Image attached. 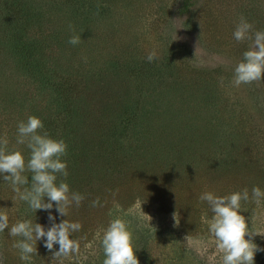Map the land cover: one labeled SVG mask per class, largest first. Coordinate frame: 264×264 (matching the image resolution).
I'll return each instance as SVG.
<instances>
[{
  "label": "rangeland",
  "instance_id": "374dc122",
  "mask_svg": "<svg viewBox=\"0 0 264 264\" xmlns=\"http://www.w3.org/2000/svg\"><path fill=\"white\" fill-rule=\"evenodd\" d=\"M25 4L31 37L42 49L36 56L43 55L50 76L44 82L33 70L41 62L0 65V135L27 161L30 150L16 143L20 120L38 116L55 138L71 128L79 170L66 154L67 182L85 196L57 221L81 223L72 234L78 253L54 258L40 241L30 264H102L103 230L116 216L132 230L139 264H222L208 231L213 213L199 195L247 188L251 197L254 186L264 189V80L233 82L234 67L253 47L251 38L236 41L233 31L241 17L253 33L264 30V0ZM1 10L0 28L9 27ZM9 33L0 29L1 44L17 34ZM74 34L81 37L75 46L68 42ZM91 168L93 179L85 181ZM15 195L0 179V211L10 226L21 218L48 226L47 212H33ZM97 198L102 206L93 207ZM240 211L254 233L245 238L264 249V200H242ZM14 239L0 232V264H25ZM255 264H264V251Z\"/></svg>",
  "mask_w": 264,
  "mask_h": 264
},
{
  "label": "clouds",
  "instance_id": "9594fccd",
  "mask_svg": "<svg viewBox=\"0 0 264 264\" xmlns=\"http://www.w3.org/2000/svg\"><path fill=\"white\" fill-rule=\"evenodd\" d=\"M252 28V24L241 17L233 31V38L238 42L246 38L253 40V47L243 52L242 59L234 67L235 86L264 80V30L253 33ZM80 39L74 34L68 42L75 46ZM147 59L153 61L155 54L150 53ZM16 132V143L26 144L29 156L26 161L22 151L9 149L7 137L0 135V179L10 184L16 194L15 199L26 202L30 210L47 212L49 223L45 226L21 218L10 226L7 212L0 211V232L7 229L9 236L16 238L12 248L19 251L20 260L25 264H30L33 255L37 254V243L40 241L54 258L70 257L79 251V241L72 238V234L78 232L82 225L67 218L57 221L58 217H67L73 206L79 207L85 196L73 191L67 182L69 173L64 159L67 143L63 138L52 137L44 130L43 121L35 115L20 120ZM26 173H31L30 181ZM250 199L256 203L264 200V189L254 186L251 197L247 188L227 195H217L212 191L199 195V200L206 201L213 213L208 231L215 237L217 248L222 252V264H255L256 253L264 251L251 239L245 238L254 233L249 231L246 218L241 214V201ZM91 203L93 207L102 206L99 198ZM56 245L58 250H54ZM101 246L104 255L102 264H139L132 230L120 216L112 218L103 230Z\"/></svg>",
  "mask_w": 264,
  "mask_h": 264
},
{
  "label": "trees",
  "instance_id": "16d2710c",
  "mask_svg": "<svg viewBox=\"0 0 264 264\" xmlns=\"http://www.w3.org/2000/svg\"><path fill=\"white\" fill-rule=\"evenodd\" d=\"M25 2L24 0L0 1V8L5 11L4 14L2 15L3 18L2 22L5 25H7L8 22L10 24L9 27H2L0 29L4 31L5 35L6 33H8L9 35L10 34L9 32H13V33L17 32V34H15L9 41L6 40L7 43L5 44L0 43V57H1L0 65L4 64L5 62H7L8 64L11 62L13 63V65L17 66L18 68L20 67L28 68L30 67V65L36 68L34 64L41 62L42 64L41 68L40 69L36 68L33 70L34 71L37 70V74L41 75L44 78V82H48L49 78L47 75L49 74L47 73V71H45L46 63L43 58V55H41L42 57L41 61H39L38 57L36 56V52H40V54H42V49L38 50L39 47L37 44L38 36L35 35L31 37L29 22H31L32 20H31V15L27 11ZM9 28H13V30ZM133 42L135 45L136 38H134ZM46 87H48L47 84ZM67 126L70 127L69 122ZM70 129L71 128L62 129L61 131L62 136L61 137L59 136V138H63L66 141L67 155L68 157H70L69 159L71 163H73V168L79 170L77 166L78 162L76 160V156H77L76 154L80 153L79 152L80 150L76 151L78 143L74 141V133H72L70 136V132H69ZM75 160L77 163L75 162ZM89 162L91 164L90 159ZM91 169L92 170H86L84 172L85 175H83V178L85 179V181H91V179H93L91 175H94L95 169L93 168Z\"/></svg>",
  "mask_w": 264,
  "mask_h": 264
}]
</instances>
